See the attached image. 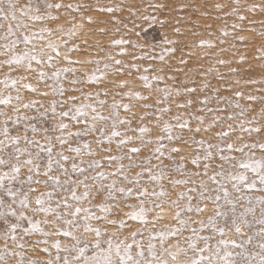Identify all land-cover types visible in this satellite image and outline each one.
<instances>
[{
  "label": "snow or ice",
  "instance_id": "snow-or-ice-1",
  "mask_svg": "<svg viewBox=\"0 0 264 264\" xmlns=\"http://www.w3.org/2000/svg\"><path fill=\"white\" fill-rule=\"evenodd\" d=\"M232 3L234 6L225 14V17L234 16L240 22L247 20V15L241 12L243 5L240 0H232ZM150 6L155 9L165 7L164 4ZM45 7L50 10L45 15L39 14L41 8L38 5L34 9L37 14L29 15L33 12L32 6L22 8L19 7L17 0H0V31L4 32L0 35V40L5 41L3 45H0V55L6 57L0 61V68L4 66L9 69L22 67L26 72H37L38 83L42 82L45 87L50 88L53 96H63L66 90L62 79L66 78V74H74L76 69L57 68L53 53L56 58L60 57V45L55 41L49 39L40 50L36 49L33 41L45 40V33L50 37L54 32H60L64 38L63 43L67 47L68 41L83 32L85 23L92 24L96 21L91 16L85 20L82 15L79 23L74 18L69 20L68 24L71 26L67 28L61 25L55 30L41 28L39 32L31 35L25 34L22 37L17 35L18 32L29 27L27 24L21 26V20L30 19L33 22L57 20L59 17L53 16L51 10L61 9L65 5L49 3L45 0ZM67 7L79 9L81 6L69 4ZM225 7L226 5L223 4L215 5L218 11H223ZM257 9L264 12V5L250 4L244 8V13L254 12ZM97 10L115 13L122 9L119 5H97ZM18 11L21 14L19 18ZM141 18L145 21L149 19L148 16ZM2 22L8 23L6 29ZM114 22L120 23L119 20ZM159 23L163 26L169 21L161 20ZM230 27L232 31H229V25L225 23L219 29L221 37L219 43L225 44L229 36L234 37L238 42H244L246 37L237 35V30H244L242 23H233ZM100 31L103 32L104 29ZM174 31L179 33L180 29L177 27ZM116 32L119 33L120 29H116ZM261 35L264 36V32H261ZM20 43L25 45V50L17 52L16 46ZM132 43L126 37H121L113 39L111 46L118 47L117 55L123 56L127 52L125 46ZM164 43L175 45L176 42L165 36ZM191 47L212 49L216 47V44L212 40L201 39ZM233 47H235L234 44ZM45 48L50 51H45ZM72 50L78 51L79 49L73 46ZM227 50L222 49V51ZM175 51L174 46L167 47L161 51L158 59L163 63L166 56L174 54ZM258 51L262 53L260 58L264 59V47ZM187 55L195 56L196 53L189 51ZM148 58L156 59L157 57L145 55L133 57V59L141 60ZM64 59L68 63H79L68 60L67 56ZM243 59L241 57V60ZM34 63L37 65L36 68H33ZM88 63L103 64L102 69L97 67L88 75V82L91 83L106 79L109 71L116 75H123L125 69L140 72L137 64H125L122 59H117L111 52L108 53L105 61L98 59L88 61ZM180 63H187L183 56ZM216 63L226 65L230 61L220 59ZM44 66L53 69L51 74L44 70ZM148 71L149 69H144V73ZM153 71L155 75L141 74L137 77L142 81L141 86L147 90L148 95L135 90L129 81L122 80L118 83L113 82V88L128 90L116 91L111 104L107 100H97L95 104L90 102L76 104L77 98L69 97L67 101L53 100L50 106L43 110H41L42 105L37 107L39 101L24 102L21 96L22 89L32 93L38 91L32 83L24 82L27 79L26 76L12 78L10 74H6L3 79H0V85H3V88H0V106H3L0 107V241L3 242L0 244V264H169V260L164 258L165 255L171 257V264H264V196L254 197L249 194L257 188V184L261 186L259 190L264 191V156L256 157L255 155L257 149L264 152V143H245L239 148H234L232 143H226L225 147H221L218 144H206L203 139L184 140L182 135L174 134L175 129L191 131L190 122L195 120L198 122L195 131L200 132L201 126L204 125V116L190 114L188 119H184L177 115L172 117V120L176 122L174 125L172 120L163 119V116L170 112V108L167 107H157L154 113L146 111L144 115L138 117V125L132 127L133 121L137 119L136 114L132 112L135 105L124 103V99L143 102L150 99L152 93H158L162 94L156 101L159 105L174 97L178 98L197 91L195 87L168 85L166 80L174 79V77H165L164 68L153 69ZM216 71L215 66L209 67L207 74ZM231 71L236 70L231 69ZM128 74L131 75V71ZM49 80L52 81L51 84L47 83ZM77 82L72 81L73 84ZM161 83L165 85L163 88L156 86ZM184 83L194 84L195 80L186 78ZM207 87L205 83L203 88ZM9 88L15 91V96L11 92L5 94ZM41 95L46 97L49 93L43 92ZM100 95L99 91L95 93L97 98ZM103 95L108 96L109 92L105 90ZM235 95L241 97L243 94L237 91ZM116 96L120 99L117 100ZM93 98L92 93L84 95V100L90 101ZM248 99L257 98L250 95ZM210 102L209 98L200 101L203 105ZM219 102L218 99L217 103ZM68 103L72 106L63 110V106ZM58 104L62 109L59 112H57ZM192 104L193 101L188 100L184 104H178L177 107L190 108ZM142 107L147 110L153 106L142 104ZM235 107L240 111L226 119L238 120L242 133L251 135L264 131V126L245 127L246 124H254L256 117L253 116L249 120L247 119L248 108L241 107L239 103ZM33 109L38 115L26 114ZM105 110L107 114H104ZM121 110L132 114L122 116ZM204 110V108L199 109L201 112ZM208 111L213 110L208 109ZM216 111H224V109ZM49 112L52 118L58 121L51 128L44 126L48 122ZM153 115L156 123L150 127L144 121ZM262 115H264V110H262ZM66 119L70 122L65 123ZM221 119L219 116H214L213 123L204 127L203 131H209ZM73 123L83 126L72 131ZM101 125L104 126L101 127ZM233 127L229 124V131L217 132V138L226 140ZM154 129L158 130L159 134ZM55 132H59V135L50 134ZM130 132L135 135H129ZM90 135H93L94 139H85ZM37 137H42V139ZM56 142L59 143L60 150L55 148ZM137 142L140 147H130ZM174 142H183L186 147L200 146L193 150L191 163L199 168L203 161V172L186 171L185 161L188 157L181 154L182 150L179 147H170ZM105 144L109 147L105 148ZM113 144L119 155H111ZM93 145L96 147L93 148ZM149 145L154 147L147 157L134 158L140 157L142 148ZM200 149H203L202 157L199 154ZM225 149L228 152H239L240 158L225 155ZM245 149L253 151L246 152ZM101 152L108 153L103 160L97 158ZM213 152H216L222 161L217 165L221 171L208 176L209 169L212 167L211 162L215 159ZM176 156H179L178 160ZM125 160L128 161L127 164L123 163ZM165 160L169 163L165 164ZM105 162L110 167L115 164V170L104 171ZM225 164L229 165L227 170L224 169ZM137 168L140 171L133 175V170ZM194 176H207L208 181L201 179L198 189L188 188L187 191L178 192L176 199H167L170 193L166 184L172 189L187 187L196 183L192 179ZM208 183L213 184L214 187H208ZM146 184L153 185L151 191L143 186ZM41 185L46 191H39ZM197 190H199L197 203L194 207L190 193L197 192ZM101 196H103V202L93 208L91 205ZM133 196L138 204L125 203L124 207L133 209L125 213V216L144 225L158 223L163 219L156 209H162L167 205L175 211L173 219L178 226H166L161 230L148 229L150 234L147 238L146 249L144 239H137V237H142L139 229L131 233L132 243H129L128 237L124 239L119 237V230L126 226L125 219H109L110 216L120 215L117 209L121 200L126 201ZM208 203H211L214 209L213 214L206 219L193 221L191 216L186 215L193 212L196 215H203L207 211ZM84 204L90 206L84 207L82 206ZM257 212H259L258 216ZM149 214L155 215L153 221L147 219ZM40 215H43V220L36 219ZM101 223L118 230L109 233L107 228L99 226ZM194 224H198V227L193 226ZM46 228L51 230L46 231ZM206 229H211L212 235H201ZM245 229L248 231L245 232ZM184 230L190 231L191 234L184 237L186 246L182 247L179 237ZM18 231L22 232V235H17ZM34 234L43 237L42 240H37L35 245H43L42 251L48 254V259L41 260L28 255V253L35 252L36 247H28L24 238ZM217 236L219 238L215 240V243H210ZM171 240L177 242L172 244ZM134 247L137 249L135 252H133ZM52 249H55V254L52 253Z\"/></svg>",
  "mask_w": 264,
  "mask_h": 264
},
{
  "label": "rangeland",
  "instance_id": "rangeland-1",
  "mask_svg": "<svg viewBox=\"0 0 264 264\" xmlns=\"http://www.w3.org/2000/svg\"><path fill=\"white\" fill-rule=\"evenodd\" d=\"M19 7L26 8L28 6L33 7V12L29 15H35V6H39L41 8L40 15H45L48 11L45 7V0H17ZM49 3H60L65 5V7L58 10H51L53 16H58L57 20H47L41 22H33L30 19L21 20V26L24 24L29 25V27L24 28L23 31L17 33L19 36H23L25 34L31 35L33 33L39 32L41 28H49V29H57L59 26L63 25L65 28L70 27L68 21L71 19H75L78 23L81 21V16L86 18L91 16L95 23L89 24L85 23L83 32L79 33L78 36L74 37L70 41L67 42V47H65L63 43V37L60 32H54L52 36H48L45 33V40L40 41L36 39L33 43L36 46L37 50L44 45H46L50 40L55 41L60 45V57L56 58L53 53L54 58L56 59L57 68L63 67H71L75 68V73L66 74V78L62 79V83L65 88V93L63 96L56 95L53 96L51 94V89L45 87L44 83L37 81V72H26L22 67L21 68H11L9 69L7 66L0 68V79H3L6 74H10L12 78H18L20 76H26L27 79L24 81L25 83H32L35 87L38 88L36 93L29 92L27 90H21V96L24 99V102L27 103L30 100L39 101L37 107H41V110L46 109L50 106L53 100L57 101H67L69 97H76V104L80 103H97V100H107L109 104L112 103L113 96L116 91L124 92L128 89L120 88L114 89L113 82L118 83L119 81L126 80L129 81L137 91L143 92L145 95H148L146 89H144L142 85V81H140L137 77L141 74H147L149 76L155 75L156 73L153 69L164 68L165 77H174V79L166 80V83L173 87H187L192 88L195 87L197 91L192 94H185L178 98L174 97L170 99L166 103L157 104V99L162 95L158 93H152L151 98L145 100L143 102L137 101H129L128 99H124V103H132L135 107L132 109V112L136 114L137 119L133 121L132 127H136L139 123L138 117L144 115L145 112L154 113V109L159 108H170V112L163 116L164 120H172V117L177 115L182 116L184 119H188L190 114L195 116H204V125L201 126L202 130L200 132H196L195 129L198 126V122L192 120L190 122L189 127L191 131L188 129H184L183 131L179 129H175L174 134L182 135L184 140H191L192 138L196 140L203 139L207 143H211L213 145H220L221 147H225L226 143H232L234 148H239L241 145L245 143H264V131H261L259 134L252 133L249 135L248 133H242L239 128V121H232L226 119V117L236 114L240 111V109L236 108L235 105L239 103L241 107L248 108L249 111L247 113V119L251 120L253 116L256 117V122L252 125H245V127H262L264 126V115H262V110H264V59H261L262 53L258 51L261 47H264V36L261 35V32H264V12H261L257 9L254 12L244 13V8H247L250 4H261L264 5V0H240L241 5H243L241 12L246 14L248 19L240 22L234 16H227L225 14L228 13L231 8L234 6L232 0H48ZM80 5L79 9L76 8H68L67 5ZM154 4H164L165 7L161 9H155L150 5ZM216 4H223L226 7L223 11H218L215 8ZM87 5V7H84ZM97 5H119L122 10L116 11L115 13H106L97 10ZM20 12H17L18 18L20 17ZM148 16L149 19L145 21L141 17ZM155 17V19H152ZM119 20L120 23L117 24L114 21ZM161 20H167L169 23L164 24L163 26L159 23ZM4 23V29L8 27L7 22ZM227 23L229 25V31H232L231 25L233 23H242L243 31L237 30V35H242L246 37L244 42H238L234 39V37L229 36L227 42L225 44H220L219 39L220 32L219 29ZM125 25L127 27H125ZM15 27V25H14ZM179 28L180 32L176 33L174 31L175 28ZM120 29V32L117 33L116 29ZM100 29H104L103 32ZM131 29V31H129ZM255 29V31H252ZM195 33V35H194ZM4 32L0 31V35H3ZM211 34V35H210ZM165 36L167 39L174 40L175 45H166L164 43ZM121 37H126L132 44L126 45L125 48L127 50L126 54L123 56L117 55L119 52L118 47H112L111 41L113 39H118ZM201 39H209L215 42L216 47L212 49H200L193 48L191 45L197 44ZM5 43L4 40H0V45ZM233 44L235 47H233ZM73 46L78 47V51L72 50ZM175 47L176 51L174 54H169L166 56L165 61L162 63L158 56L161 51L167 47ZM222 49H228L227 51H222ZM25 50V45L20 43L16 46L17 52H22ZM45 51H50L45 48ZM189 51H193L196 53L195 56H189L187 53ZM111 52L113 56L117 59H122L125 64L135 63L140 67V72H137L132 69H125L123 75H116L114 72L109 71L107 73L106 79L101 81L91 83L88 82V75H90L97 67L103 68V64L96 65L94 63H88V61L101 60L105 61L107 59L108 53ZM141 55L149 56V57H157L156 59L148 58V59H133V57H139ZM67 56L68 60L79 63H68L64 59ZM187 61L186 64L180 63L181 57ZM241 57L244 59L241 60ZM6 59V57L0 55V61ZM226 60L230 61V63L226 65H219L216 63L217 60ZM215 66L217 71L207 74V69L209 67ZM37 65L34 63L33 68H36ZM147 68L149 71L144 73V69ZM231 69H235L233 72ZM44 70L51 74L53 69L44 66ZM131 71V75L128 72ZM195 80V83H187L185 84V79ZM76 80L77 83L73 84L72 81ZM237 81H239L237 83ZM252 81H255L254 83ZM48 84H51L52 81H47ZM207 83L208 87L205 89L203 85ZM160 88H163L165 85L163 83L156 85ZM0 88H3V85H0ZM107 90L109 92L108 96H104L103 92ZM101 92V95L97 98L95 97L96 92ZM239 91L243 95L241 97H237L235 93ZM11 92L13 96L16 95L15 91L11 88L6 90L7 94ZM48 92V96H43L41 93ZM87 93L93 94V99L88 101L84 100V95ZM254 96L257 99L249 100V96ZM117 100L120 99L119 96L115 97ZM209 98L210 103L207 105H203L200 103L201 100ZM219 99V103L217 100ZM188 100H192L193 104L190 108H179L178 104H184ZM15 103V101H13ZM142 104H150L153 107L151 109L145 110L142 107ZM72 104L68 103L63 106V110H67L71 107ZM3 107V106H0ZM204 108L203 112L199 111V109ZM208 109H212L213 111L209 112ZM217 109H224V111H216ZM61 106L57 105V112L61 111ZM11 114V113H10ZM26 114L28 115H38L35 109L30 110ZM107 114V110L105 113ZM132 113H125L121 110L122 116H129ZM219 116L222 119L217 121L215 126L212 127L209 131H203L204 127L211 125L213 123V117ZM48 122L44 125L46 127H53L58 121L57 119L52 118L51 113L49 112V116L47 118ZM65 123H69V120H65ZM183 122V121H181ZM145 124H148L150 127L155 125L156 121L154 119V115L149 119L144 121ZM172 123L175 125V121L172 120ZM232 124L233 130L230 131L229 136L226 140L219 139L216 136L217 132L229 131L228 125ZM83 125H76L73 123L71 130L76 131L78 128ZM104 125H101L103 127ZM157 134L158 130L154 129ZM15 134V133H13ZM51 135H59V132L50 133ZM129 135H135V133H129ZM38 139H42V137H37ZM85 139L92 140L94 139L93 135L85 137ZM167 143V141L165 142ZM55 148L60 150V145L58 142L55 143ZM171 146L179 147L182 151L181 154L188 157L185 161V169L186 171L191 172H203V161L201 166L198 168L197 166L191 163V156L193 150L199 148V145H191L190 147H186L183 142H174ZM206 146V145H205ZM96 146L93 145V148ZM105 148L109 147V145L105 144ZM112 152L111 155H119L118 150L115 147V144L111 145ZM130 147H140L139 142L135 145H130ZM153 145H149L148 147H144L141 150L140 157H134L135 159H142L149 155L150 150L153 148ZM127 151V149H125ZM245 151H253L252 149H245ZM69 154V153H66ZM201 157L203 156V149H200ZM225 155H233L238 159L240 158L239 152H228L225 149ZM70 155V154H69ZM108 155V153L101 152L97 157L98 159L103 160V157ZM215 159L211 162L212 167L209 169L208 176L213 175L215 172L221 171L217 165L221 164L219 156L216 152H213ZM256 157L264 156V152L260 150H255ZM177 160L179 156L175 157ZM165 164H168L169 161L165 160ZM123 163L127 164L128 161L125 160ZM155 163V161H153ZM70 167V165H69ZM116 165L113 164L111 167L105 162L104 171H114ZM229 168L228 164L224 165V169L227 170ZM235 171V169H232ZM140 171L139 168L133 170V175L135 172ZM179 178V177H178ZM115 179V177H113ZM146 179V177H145ZM196 181L195 184L189 185L187 187H177L172 189L167 184V190L170 195L167 199L174 200L176 199V194L181 191H187L188 188H197L200 180L208 181L207 176H194L192 177ZM123 183V182H121ZM128 186V185H125ZM147 187L150 191L153 188V185L146 184L143 185ZM208 187H214L213 184L208 183ZM260 185L257 184V188L253 189L249 194L254 197L264 196V191H260ZM39 191L43 192L46 189L41 185L39 186ZM82 191V189H81ZM198 191L190 193L193 197V206L195 207L197 203ZM118 198H119V194ZM103 202V196L97 198L93 204L91 205L95 208V205ZM138 204V201L134 198H130L128 200H121V204L117 211H119L120 215L110 216L109 219H125L126 226L124 229L119 230L120 239H124V237H128V242L132 243L131 233L140 230L142 237H137V239L143 238L145 243L144 247L147 248V238L149 236L148 229L156 228L157 230L164 229L167 227H177V222L173 219L175 215L174 209L169 208L165 205L162 209H156V212L161 213L163 219H161L158 223H149L144 225L139 221H133L128 219L125 216V213L133 211V209L124 207V204ZM221 203H223L221 201ZM84 207H89L90 205L84 204ZM203 207V205H201ZM214 206L211 203L207 204V211L203 215H196L193 213H187L192 217L193 221H199L201 219H206L208 216L213 214ZM100 215L99 212H97ZM259 212H257V216ZM36 219L43 220V215L37 216ZM149 221H153L155 219L154 214H149L147 216ZM26 226V223H25ZM101 228H107L109 233L113 231H117L118 229L115 227L108 226L104 223L99 225ZM193 226L198 227V224H194ZM43 227V225H42ZM46 231H50L51 229H45ZM245 232L248 230L245 229ZM190 231L184 230L182 235L179 237L181 246H186L184 243V237L190 235ZM17 235H22V232L17 233ZM201 235H212L211 229H206ZM219 237H215L210 243H215V240ZM25 242L28 247H36L35 252L28 253L29 256L34 258H38L41 260H46L49 258L48 254L42 251L43 245L36 246L35 242L37 240H42L43 237H40L38 234H34L28 237H25ZM246 239V237H245ZM176 240H171L170 243L175 244ZM3 242L0 241V244ZM203 246V245H201ZM53 254H55V249L51 250ZM137 251L134 247L133 252ZM239 251V249H237ZM147 256V252L145 253ZM166 259L169 260V264H171V257L165 255Z\"/></svg>",
  "mask_w": 264,
  "mask_h": 264
}]
</instances>
